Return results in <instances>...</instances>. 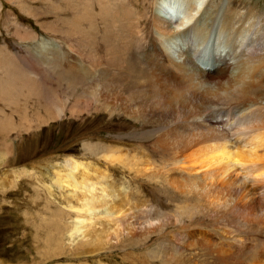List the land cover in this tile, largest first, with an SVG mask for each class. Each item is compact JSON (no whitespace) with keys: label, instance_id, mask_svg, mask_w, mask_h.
Masks as SVG:
<instances>
[{"label":"bare ground","instance_id":"obj_1","mask_svg":"<svg viewBox=\"0 0 264 264\" xmlns=\"http://www.w3.org/2000/svg\"><path fill=\"white\" fill-rule=\"evenodd\" d=\"M124 2L85 0L81 7L82 0H75L74 15L68 22L70 25L67 24L70 28L62 32L52 23L47 29L57 43L52 51H39L40 45L37 44L38 38L34 32L23 33V40L34 43L35 53L32 58L38 63L55 69L60 65V71L78 81L77 84L90 88L94 86L97 98H103V95L109 97L104 90L108 83L136 89L141 96L136 103L128 96L124 98L123 90H117L114 98L123 112L133 120L140 122L141 119L146 123L163 125L155 128L161 133L156 135L154 142L164 153L173 155L174 167L185 174L182 180L175 173L169 174L170 178L164 177L170 179L177 194L180 192L184 196H192L193 202L188 197L183 203L185 212L198 210L202 207V199H206L208 211L219 216L228 215L237 221L238 226L255 233L258 238L256 241H261V248L252 254L253 259L248 264H264V12L236 0H155L154 11L150 13L153 34L149 35L138 17L131 16L133 10L128 1L126 3L130 10L120 7ZM23 9L27 14L36 16L29 7ZM99 20H102L106 28L101 35V42L97 39L99 33H96ZM84 23H88L89 29H83ZM82 32L84 36L78 42V48L74 41L66 43V35H62L70 33L76 37ZM17 36L20 37L21 34ZM61 40L68 44L69 51L78 52V58L69 53L66 56L62 50L56 49L63 45ZM86 40H89V44ZM102 45L104 52L101 51ZM3 48H0V70L10 77L0 78V96L5 101L19 105L26 86L18 83V77L31 68L20 56L8 54ZM125 73L128 75H124ZM192 87L194 94L191 92ZM197 88L203 92L196 93L194 89ZM42 91V87L34 86L29 93L43 95ZM215 99L220 102L222 109L219 112L225 118L218 117L219 113L213 116L211 104ZM62 109L55 107L51 113L60 114ZM8 125L7 116L0 119L2 129ZM162 151L159 152L163 153ZM106 152L109 153L105 158L120 160L113 151L106 149ZM125 161L127 159L122 158L121 162ZM143 164L145 163L141 165ZM144 166L146 165L142 166V170ZM79 167L76 162L74 165L72 163V169L66 174V178L61 177L56 181L59 187L64 182L68 187L72 186V192L87 189L83 205L77 208L78 217L91 219L100 208L104 209L103 217L117 222L119 228L125 222L132 223L131 231L134 233L140 230L147 233L158 227L152 222L149 226L141 227L140 222L134 220L135 217L133 220L132 217L128 219L129 214L139 213L142 206H130L129 194L125 192L127 190L123 194L117 183L106 180L109 173L99 172L91 167L84 168L78 179L75 173ZM128 172L142 180L138 174ZM146 173H149L148 170L145 175ZM157 179L155 178L156 183ZM164 180L165 183L169 182ZM52 184L55 185V182ZM195 191L200 194L198 201L192 195ZM180 221L183 224L184 220ZM83 222L81 221L82 224ZM82 224H71V228L78 233ZM215 225V229L220 227L217 223ZM226 232L227 236H223L224 240L216 245V250L211 248L213 253L209 254L217 259L212 264H244L240 258L241 253L256 245L245 242L231 230L226 229ZM208 243L200 244L206 248L214 247V243Z\"/></svg>","mask_w":264,"mask_h":264},{"label":"rangeland","instance_id":"obj_2","mask_svg":"<svg viewBox=\"0 0 264 264\" xmlns=\"http://www.w3.org/2000/svg\"><path fill=\"white\" fill-rule=\"evenodd\" d=\"M84 1L82 0L81 7ZM124 1L120 7L128 8L129 3L133 10L131 16H137L141 26L145 27L149 35L153 34L151 14L155 0ZM236 1L247 3L248 6L256 7L255 10L264 12V0ZM75 4V0H0V48L4 47L3 51L7 50L8 54L20 56L31 68L29 72H24V75L18 77V83L26 86L24 95L20 96L19 105L5 101L0 96V119L6 116L9 119L6 128L0 127V264H212L217 259L216 256L210 255L213 253L211 248L216 250V245L223 242V236H227L226 229L245 242L256 245L240 255L244 264L251 262L252 254L261 248V241H256L258 238L253 231L238 226L237 221L228 215L225 218L221 214L219 216L208 211L206 199H202L200 211L198 209L191 213L183 209L182 206L189 195L184 196L180 192L178 194L181 196L178 195L169 178L175 173L174 175L182 180L185 174L174 167L173 155L164 153L154 142L156 135L161 133L155 128L163 125L146 123L141 119L140 122L133 120L123 112L114 98L117 90H123L124 98L128 96L127 98L136 103L141 97L136 89L131 86L121 88L108 83L104 90L109 97L103 95V98H97L94 86L89 85L90 88L77 84L78 81L60 71V65L55 69L32 58L35 53L34 43L23 40V33L34 32L37 35L39 51H52L57 43L47 29L50 24L55 23L62 32H66L67 28H70L68 22L74 15ZM23 7H29L36 16L27 14ZM95 9L99 11L98 7ZM101 22L102 20L98 21L96 29L100 42L106 29L105 24ZM83 26V29H89L88 23ZM16 34H21L22 37ZM62 35H66V43L74 41L75 47L78 48V42L83 40L84 33L76 37L70 33ZM61 43L63 45L56 48L58 51L62 50L66 56L71 54L72 57L78 58L77 51L71 52L68 44L63 41ZM86 43L89 44V40H86ZM101 51L104 52L103 45ZM2 73L0 70V78L10 77ZM34 86L42 87L43 95L29 93ZM95 88L98 89L97 86ZM194 91L203 92L199 88ZM213 101L215 102L211 104V112L213 116L219 113L218 117L222 119L224 115L219 112L222 109L220 102L216 99ZM55 107L63 108V112L51 113ZM106 149L113 151L121 161L122 158L127 161L123 163L120 160L105 158L109 153ZM160 150L164 154L159 152ZM75 162L80 165L75 173L78 179L84 168L91 167L96 171L109 173L106 180L117 183L123 194H129L130 206H144L136 215L129 214L128 219L132 217L133 220L135 217L134 220L137 219L141 227L149 226L151 222L158 227L147 233L141 232L140 229L134 233L131 229L132 223L125 222L119 228L117 222L108 221L103 217L104 209L100 208L95 211L92 220L84 216L82 219L78 217L77 208L83 205L87 189L72 192L73 187H68L66 182L60 187L56 184L59 178H66V174L72 169V163L74 165ZM142 163L146 165L144 170ZM130 167L133 169H128ZM124 168L127 171H124ZM128 170L138 174L144 181L139 177L136 179ZM146 170L149 173L145 175ZM92 172L91 170L90 173ZM166 176L169 178H164ZM155 178H158L159 182L156 183ZM164 179L169 182L165 183ZM54 182L55 185L52 184ZM87 194L90 196L89 192ZM192 195L199 200L200 194L197 191L192 192ZM189 200L192 201L191 195ZM176 220L184 221L182 224ZM81 221L85 223L82 224ZM123 221L124 218L121 222ZM79 223L82 224L81 231L75 233L71 226L80 225ZM216 223L220 226L218 229H215ZM207 242L214 243V247L209 246L208 250L205 245L200 244Z\"/></svg>","mask_w":264,"mask_h":264}]
</instances>
